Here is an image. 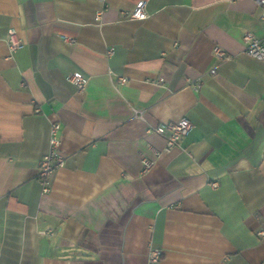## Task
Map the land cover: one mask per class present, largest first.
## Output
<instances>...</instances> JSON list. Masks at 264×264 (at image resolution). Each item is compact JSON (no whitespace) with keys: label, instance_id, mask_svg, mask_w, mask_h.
<instances>
[{"label":"crops","instance_id":"obj_1","mask_svg":"<svg viewBox=\"0 0 264 264\" xmlns=\"http://www.w3.org/2000/svg\"><path fill=\"white\" fill-rule=\"evenodd\" d=\"M140 1L145 21L128 17ZM105 3L98 21L100 0H0V264H148L152 249L155 264H264V62L242 43L264 37L261 9ZM12 29L24 42L13 54ZM216 46L232 60L219 64ZM183 118L193 129L168 153L147 134ZM53 122L66 165L44 195Z\"/></svg>","mask_w":264,"mask_h":264},{"label":"built area","instance_id":"obj_2","mask_svg":"<svg viewBox=\"0 0 264 264\" xmlns=\"http://www.w3.org/2000/svg\"><path fill=\"white\" fill-rule=\"evenodd\" d=\"M102 3L101 9L96 13V19L101 20L105 10L106 3L105 0H100ZM254 2L261 9V18L264 22V0H250ZM147 3L146 1H140L135 9L128 13V17L132 20L145 21L148 19L149 15L146 10ZM68 42L74 43L73 39L65 38ZM242 43L244 46V51L247 56L256 59L258 61L264 62V37L258 38L252 33H245L242 37ZM7 44L11 54L15 53L24 46V42L18 37L17 32L12 29L9 31L7 36ZM112 51L110 52V55ZM213 56L218 61V63H223L225 61L232 60V56L227 53L222 47L216 46L213 49ZM211 74L216 73V69L211 70ZM68 80L72 83L79 92L85 91L88 80L79 72L72 73ZM128 82L124 77L118 78V83L123 86ZM164 82L163 78H159L157 83L162 84ZM190 86L198 91L201 88V79L197 81L190 82ZM37 113H40L37 110ZM136 118L144 120V111H134ZM193 129L192 122L183 118L176 122H168L164 124L157 125L155 127H149L147 129V134H155L166 143L164 152L168 153L172 149L179 146L181 141L189 135ZM61 126L58 122H53L50 127L49 133V151L48 153L40 160L38 164V179L42 185V193L44 195H49L52 191V185L56 173L63 169L66 165V157L62 151V141L60 137ZM162 155L161 152H155L156 158L143 157L142 166L143 174L149 173L156 165L157 159ZM214 187H217V184H214ZM53 230L40 231V235H52ZM259 237L264 239V230L258 233ZM161 251L158 249H152L149 255L148 264H155L159 261L161 257Z\"/></svg>","mask_w":264,"mask_h":264}]
</instances>
